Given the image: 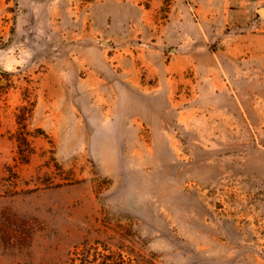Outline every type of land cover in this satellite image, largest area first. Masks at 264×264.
<instances>
[{
    "label": "rangeland",
    "instance_id": "1",
    "mask_svg": "<svg viewBox=\"0 0 264 264\" xmlns=\"http://www.w3.org/2000/svg\"><path fill=\"white\" fill-rule=\"evenodd\" d=\"M260 9L0 0V264H264Z\"/></svg>",
    "mask_w": 264,
    "mask_h": 264
},
{
    "label": "trees",
    "instance_id": "2",
    "mask_svg": "<svg viewBox=\"0 0 264 264\" xmlns=\"http://www.w3.org/2000/svg\"><path fill=\"white\" fill-rule=\"evenodd\" d=\"M68 264H132V262L121 254L109 252L106 248L86 249L82 247L80 250L72 252Z\"/></svg>",
    "mask_w": 264,
    "mask_h": 264
},
{
    "label": "water",
    "instance_id": "3",
    "mask_svg": "<svg viewBox=\"0 0 264 264\" xmlns=\"http://www.w3.org/2000/svg\"><path fill=\"white\" fill-rule=\"evenodd\" d=\"M260 13L264 16V9H260Z\"/></svg>",
    "mask_w": 264,
    "mask_h": 264
}]
</instances>
